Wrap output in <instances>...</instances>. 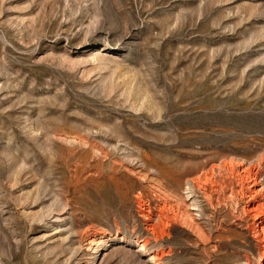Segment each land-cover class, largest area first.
<instances>
[{
	"label": "rangeland",
	"instance_id": "374dc122",
	"mask_svg": "<svg viewBox=\"0 0 264 264\" xmlns=\"http://www.w3.org/2000/svg\"><path fill=\"white\" fill-rule=\"evenodd\" d=\"M239 163L264 0H0V264H262Z\"/></svg>",
	"mask_w": 264,
	"mask_h": 264
},
{
	"label": "bare ground",
	"instance_id": "6f19581e",
	"mask_svg": "<svg viewBox=\"0 0 264 264\" xmlns=\"http://www.w3.org/2000/svg\"><path fill=\"white\" fill-rule=\"evenodd\" d=\"M233 165L231 167L232 170L235 169V166H233ZM239 166H241V169H242L241 172H242V174L246 178H249V181H251V183H249V185H250L249 186L250 199L248 200L249 203L247 205V208L244 209V210L246 211V213H249L250 216H252L254 218V223H253L254 227L253 228H254L255 232H257V234L260 235V236H262V235L264 236V201H263V192H262V190L256 188L257 183H258V177L255 176V175L252 176L251 169H249L248 167L247 168L246 167H243V165L241 163H239ZM221 167H223V166H221ZM234 172H235V170H234ZM211 185H213V184H211ZM206 188H207V186H205V184H204V186H203L204 196H206L205 194L207 193L206 192V190H207ZM206 197H208V196H206ZM261 260H262V264H263L264 258H262Z\"/></svg>",
	"mask_w": 264,
	"mask_h": 264
}]
</instances>
